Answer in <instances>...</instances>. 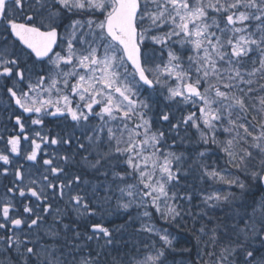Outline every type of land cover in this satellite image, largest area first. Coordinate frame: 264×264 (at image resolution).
<instances>
[{
  "label": "snow or ice",
  "instance_id": "1",
  "mask_svg": "<svg viewBox=\"0 0 264 264\" xmlns=\"http://www.w3.org/2000/svg\"><path fill=\"white\" fill-rule=\"evenodd\" d=\"M0 104V264H264V0H0Z\"/></svg>",
  "mask_w": 264,
  "mask_h": 264
},
{
  "label": "flooded vegetation",
  "instance_id": "2",
  "mask_svg": "<svg viewBox=\"0 0 264 264\" xmlns=\"http://www.w3.org/2000/svg\"><path fill=\"white\" fill-rule=\"evenodd\" d=\"M2 107H3V105L0 104V109H2ZM3 121H4V116H3L2 111H0V128H2ZM0 150H3V144L2 143H0ZM6 184H8V180H5L2 176H0V195H3V193H4V187L3 186Z\"/></svg>",
  "mask_w": 264,
  "mask_h": 264
}]
</instances>
